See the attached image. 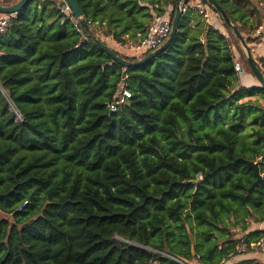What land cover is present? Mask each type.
<instances>
[{
	"label": "trees",
	"instance_id": "1",
	"mask_svg": "<svg viewBox=\"0 0 264 264\" xmlns=\"http://www.w3.org/2000/svg\"><path fill=\"white\" fill-rule=\"evenodd\" d=\"M76 1L99 40L122 44L168 9L173 21L179 2ZM215 1L248 46L260 37L253 0ZM16 16L0 34V264H226L253 251L264 87L241 83L228 26L188 9L160 53L124 68L50 3Z\"/></svg>",
	"mask_w": 264,
	"mask_h": 264
},
{
	"label": "built area",
	"instance_id": "2",
	"mask_svg": "<svg viewBox=\"0 0 264 264\" xmlns=\"http://www.w3.org/2000/svg\"><path fill=\"white\" fill-rule=\"evenodd\" d=\"M41 2L50 3L53 5L56 11L60 14L67 17L74 25L77 31L81 32L78 28V19H76L72 13L71 8L68 6L65 0H40ZM188 9H193L197 11V13L202 17V19L209 24L213 29L218 30L216 25V20L218 19L217 14L212 12V9L204 4L202 1L197 2L196 4H184L182 7V11L186 12ZM170 9L167 10L166 14L156 18L152 21L150 26L147 29L145 36L139 40L137 43H115V47L119 50V52L127 57H134L140 59L144 57L148 53L158 49L162 46L171 32L172 20L170 18ZM17 14H0V34L4 33L9 22L13 19H16ZM261 28L255 31V35L258 36L260 34ZM263 62L260 65V70L264 75V55ZM235 70L239 77L245 76L243 70L237 64L235 65ZM4 95V94H3ZM130 98V93L127 90H122L119 97L108 105V109L111 113L116 112L119 105L123 104L126 99ZM9 103V102H8ZM9 110L15 116L16 122H21V116L18 111L9 103ZM255 248L260 252H264V238L260 239Z\"/></svg>",
	"mask_w": 264,
	"mask_h": 264
},
{
	"label": "water",
	"instance_id": "3",
	"mask_svg": "<svg viewBox=\"0 0 264 264\" xmlns=\"http://www.w3.org/2000/svg\"><path fill=\"white\" fill-rule=\"evenodd\" d=\"M31 0H18L13 4L10 5H2L0 4V14H17L23 7H25ZM68 6L71 8L72 13L76 19L82 24L84 34L100 49L102 50L114 63H117L121 65L124 68L128 67H135L139 66L149 59L156 56L158 53H160L164 46L169 43L172 38L174 37L177 29V22L180 17V15L183 13L182 7L185 4L184 0H179V2L176 5L175 15L172 21L171 26V32L165 43L160 46L158 49L148 53L146 56L136 60V61H127L121 56H119L112 48L107 46L105 43H103L101 40H99L89 29L87 24L83 23V14L82 11L77 3L76 0H65ZM208 4L215 10L218 18L226 25L228 26L232 32L234 33L238 44L240 46V50L243 54L244 60L246 62V65L251 72V74L254 76L255 80L257 81L258 85L261 87H264V75L261 72L260 68L255 63L251 51L246 43V40L244 36L238 31L237 27L229 20L224 10L220 7V5L215 0H206ZM249 167L253 169L254 175L256 177V182L254 185L259 182L262 179V176L259 173L258 167L255 163H248ZM200 180H197L195 183H199ZM253 185V186H254ZM252 186V187H253ZM192 255H194V252L192 250Z\"/></svg>",
	"mask_w": 264,
	"mask_h": 264
},
{
	"label": "crops",
	"instance_id": "4",
	"mask_svg": "<svg viewBox=\"0 0 264 264\" xmlns=\"http://www.w3.org/2000/svg\"><path fill=\"white\" fill-rule=\"evenodd\" d=\"M200 1H202V0H190L187 4H196L197 2H200ZM253 2H255L257 4V9L259 10V12L262 16L263 23L259 27V29L261 28L260 34L258 35L260 37L254 43L249 44L248 47L251 51V54H252V57H253L255 63L261 65L263 62L262 58L264 55V13H263V11H264V0H253ZM191 10H193V9H191ZM195 12H197V11H195ZM216 25H217V28L220 32H222L223 34H226V31L224 30V28H222V24L219 20H216ZM258 36H256L255 33H253L251 35L252 38H255ZM107 40L112 43V45H113L112 48L116 49L119 52V50L115 47V42H113L109 38H107ZM237 65L240 66L239 64H237ZM240 81H241V83H243V82L250 83V84L256 83L255 80L250 79L249 76L246 74H245V76L242 77V79ZM250 229L264 232V222L258 223V224H252ZM237 237L242 238L243 234H239ZM242 260H256L259 264H264V252H260L255 247H253V251L240 254L236 258L230 260V262H228L226 264H233V263H236V262L242 261Z\"/></svg>",
	"mask_w": 264,
	"mask_h": 264
},
{
	"label": "rangeland",
	"instance_id": "5",
	"mask_svg": "<svg viewBox=\"0 0 264 264\" xmlns=\"http://www.w3.org/2000/svg\"><path fill=\"white\" fill-rule=\"evenodd\" d=\"M263 13H264V11H263ZM219 21H220V19H219ZM101 40L104 41L107 46L112 48L113 45H112V43L110 41L107 40V38H101ZM233 51H234V54H235L234 55L235 62L240 65V67L244 71V74L248 75L250 79L255 80L254 76L246 69L245 65L243 64V61H242L241 56L239 55V53L237 51H235V50H233ZM255 82H257V81L255 80ZM255 99H256V97L250 98V100H255ZM246 100H249V99H244L243 101H246ZM260 102H261V104H263L262 101H260Z\"/></svg>",
	"mask_w": 264,
	"mask_h": 264
}]
</instances>
